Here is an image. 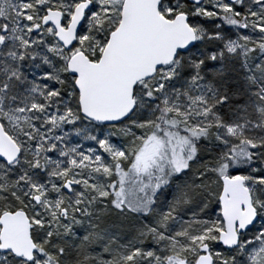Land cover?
<instances>
[{
  "label": "snow or ice",
  "instance_id": "obj_1",
  "mask_svg": "<svg viewBox=\"0 0 264 264\" xmlns=\"http://www.w3.org/2000/svg\"><path fill=\"white\" fill-rule=\"evenodd\" d=\"M0 264H264V0H0Z\"/></svg>",
  "mask_w": 264,
  "mask_h": 264
}]
</instances>
